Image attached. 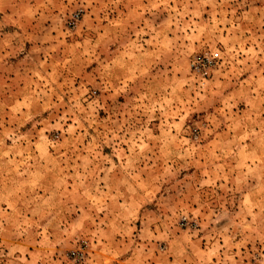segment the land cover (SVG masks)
I'll list each match as a JSON object with an SVG mask.
<instances>
[{
    "label": "rangeland",
    "instance_id": "1",
    "mask_svg": "<svg viewBox=\"0 0 264 264\" xmlns=\"http://www.w3.org/2000/svg\"><path fill=\"white\" fill-rule=\"evenodd\" d=\"M0 30V264H264V0H0Z\"/></svg>",
    "mask_w": 264,
    "mask_h": 264
},
{
    "label": "built area",
    "instance_id": "2",
    "mask_svg": "<svg viewBox=\"0 0 264 264\" xmlns=\"http://www.w3.org/2000/svg\"><path fill=\"white\" fill-rule=\"evenodd\" d=\"M78 16H79V14L77 13V14L75 15V19H77ZM74 23H75V21H74V19H72L71 24H74ZM217 56H218V53H217V52L214 53L213 56L211 57V60H210V61H213ZM198 64H200V62H199V61H196V65H194L195 70H197V71H201L200 68H199V65H198Z\"/></svg>",
    "mask_w": 264,
    "mask_h": 264
},
{
    "label": "crops",
    "instance_id": "3",
    "mask_svg": "<svg viewBox=\"0 0 264 264\" xmlns=\"http://www.w3.org/2000/svg\"><path fill=\"white\" fill-rule=\"evenodd\" d=\"M4 38H6L5 36H3V32H1L0 30V48L4 46Z\"/></svg>",
    "mask_w": 264,
    "mask_h": 264
}]
</instances>
